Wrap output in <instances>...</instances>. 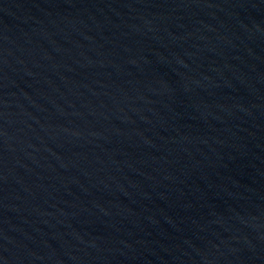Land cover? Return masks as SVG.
<instances>
[{"label": "water", "instance_id": "water-1", "mask_svg": "<svg viewBox=\"0 0 264 264\" xmlns=\"http://www.w3.org/2000/svg\"><path fill=\"white\" fill-rule=\"evenodd\" d=\"M0 264H264V0H0Z\"/></svg>", "mask_w": 264, "mask_h": 264}]
</instances>
